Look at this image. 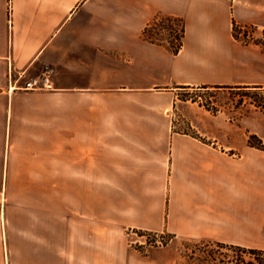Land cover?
Listing matches in <instances>:
<instances>
[{"label": "crops", "instance_id": "crops-1", "mask_svg": "<svg viewBox=\"0 0 264 264\" xmlns=\"http://www.w3.org/2000/svg\"><path fill=\"white\" fill-rule=\"evenodd\" d=\"M11 10L0 0V264H176L172 245L139 249L133 230L264 250V150L248 142L264 140V107L244 136L235 119L189 115L181 131L174 116L182 85L264 87V51L234 34L264 29V0ZM159 12L185 21L178 54L143 37ZM47 67L49 88H23Z\"/></svg>", "mask_w": 264, "mask_h": 264}, {"label": "rangeland", "instance_id": "rangeland-1", "mask_svg": "<svg viewBox=\"0 0 264 264\" xmlns=\"http://www.w3.org/2000/svg\"><path fill=\"white\" fill-rule=\"evenodd\" d=\"M153 28L156 36L165 37L167 34V30L161 28L160 25H154ZM234 34L241 40L242 45L258 47L264 51V29L254 24L241 26L235 24ZM238 68L243 69L241 65ZM263 107L264 87L248 89L236 87L179 89L176 91L174 106L175 129L188 131L190 129L189 115L197 119L203 126L212 128L219 125L215 120V115H218L223 120L228 118L237 120L241 136H244L249 130L248 117L252 116L254 118L255 127L261 124ZM248 135V142L250 137L254 135L252 137L254 143L262 141L264 144V140L258 134L248 133ZM130 232L133 234V240L145 243V245L134 244L135 247L142 250H144L143 246L172 245L177 255L176 264H232L231 262L238 258L235 250L219 247L213 241L203 243L174 237L166 233L153 234L138 230ZM242 255L246 260L254 258L250 253H243Z\"/></svg>", "mask_w": 264, "mask_h": 264}, {"label": "trees", "instance_id": "trees-1", "mask_svg": "<svg viewBox=\"0 0 264 264\" xmlns=\"http://www.w3.org/2000/svg\"><path fill=\"white\" fill-rule=\"evenodd\" d=\"M154 25H160L161 28L167 30V34L165 35V37L154 35L153 32ZM185 33H186V26L183 17L159 12L154 16V18L150 22H148L142 34L146 40L150 42L162 44L173 54H178L183 46ZM249 86L250 85H200V86L182 85L181 87L182 89L211 88V87H215V88L236 87V88L248 89ZM253 136L254 135L250 137L249 144L252 146H256L260 149H264V144L262 141H260L259 143L253 142L252 140ZM141 232L159 234L158 232H152V231L141 230ZM215 243L218 244L219 247L230 248L237 252L238 258H236L235 261H232L231 262L232 264H264V250L236 245V244L224 243L219 241ZM243 253H250L254 258L252 260H246L242 257ZM239 256L241 257L239 258Z\"/></svg>", "mask_w": 264, "mask_h": 264}, {"label": "built area", "instance_id": "built-area-1", "mask_svg": "<svg viewBox=\"0 0 264 264\" xmlns=\"http://www.w3.org/2000/svg\"><path fill=\"white\" fill-rule=\"evenodd\" d=\"M9 7H10V22H12V0H9ZM54 71L53 67H47L45 72L40 75L39 77L36 78H31L29 80H26L25 83L23 84V88L25 89H46L49 88L51 86L52 83V73ZM19 78L24 77V73L21 72L18 74ZM10 77L13 78L14 77V70L11 69L10 71ZM132 245L134 244H143L145 245V243H142L141 241L138 240H132L131 241Z\"/></svg>", "mask_w": 264, "mask_h": 264}]
</instances>
